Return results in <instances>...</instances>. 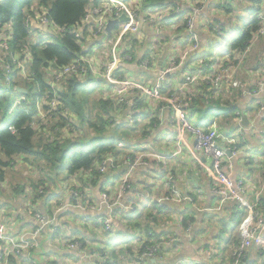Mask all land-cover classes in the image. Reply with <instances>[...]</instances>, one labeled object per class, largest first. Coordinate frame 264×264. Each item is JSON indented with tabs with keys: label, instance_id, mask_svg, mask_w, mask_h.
I'll list each match as a JSON object with an SVG mask.
<instances>
[{
	"label": "trees",
	"instance_id": "trees-1",
	"mask_svg": "<svg viewBox=\"0 0 264 264\" xmlns=\"http://www.w3.org/2000/svg\"><path fill=\"white\" fill-rule=\"evenodd\" d=\"M115 1H120L129 9L137 23V28L126 33L115 48L117 52L123 50L122 56L125 58L130 57V60L119 64L115 76L128 73L135 76L130 77L131 81L151 82L153 87L161 72L168 68L167 59L173 47L170 43L178 41V47L192 44L195 49L186 56L180 68L162 77L161 94L165 97L174 95L184 115L196 127L205 129L216 122L220 132L226 133V136L235 137L229 135L226 128L238 134L240 139L236 147L247 145L246 138L241 137L244 130L239 121L241 117H247L249 111L240 103L250 97L258 100L256 97L264 96V88L261 94L250 96L253 81L236 91L231 86L226 89L224 82L214 86L211 79L218 68H238L246 64L250 48L264 38V22L260 19L264 16V0ZM107 4H110L108 0H0V226L5 228L4 235L11 238L19 236L13 230H6L8 226L6 228L5 221L15 223L20 232L24 228L39 230L36 238L52 226L56 231L39 240L28 256H34L40 243L50 240L54 241L55 246L58 243L65 246L73 242L81 244V249H69L66 246L65 250L56 252L65 261H70L69 264H118L119 259L120 263L160 264V250L153 255L155 262H152L151 256L144 255L150 252L148 247H154L157 243L155 240L158 236L166 240L165 232H159L160 228L154 227L156 217L157 221L159 218H174L176 222L179 221L183 232L180 233L177 225L172 224L167 228L172 239L182 240L179 237L184 234V242L196 247L205 261L206 256L210 255L211 261L207 264L213 261L224 264V260L233 264L235 260L231 252L241 242L237 228L245 219L247 210L234 199H227L220 204V198L213 193V189L216 185H223L211 165L213 184L210 197H213L211 201L218 200V206L206 207V202L200 203L192 192L181 191L175 182L174 172L170 181L164 182L166 165L176 160L173 144L166 142L168 138L173 140L176 137L173 110L165 102L142 96L140 91L134 90L129 95L119 94L118 84H110L104 77L98 78L91 70L93 66L87 62L88 59H99L95 55L96 45H109L107 39L113 37L115 40L119 26L126 23H117L107 33L105 23L119 18L114 15V11L103 15L104 28L101 32L93 21L83 22L88 12ZM247 11L253 18L244 23V13ZM159 14L161 16L157 17ZM42 18L46 23H40ZM155 25L159 28L156 34L164 32L163 41L168 44L160 62L149 53L136 56L137 45L135 52L132 49L133 44L145 40V36L152 39ZM168 31L177 32V40L170 38L166 33ZM138 32L139 39L135 40L133 35ZM233 36L235 38L227 43V53L223 52V44ZM110 58L104 56L101 62H109ZM216 58L219 59L218 64L215 63ZM144 59H149L145 67L142 65ZM175 63H179V60H173L172 66ZM73 64L76 70L55 78ZM154 67L157 73L160 69V74L152 81L150 71ZM254 67L264 77V58L257 60ZM189 70H198L206 78L210 75L211 78L187 86L194 90L181 95L184 77L192 72ZM100 71L104 72L105 66ZM253 76V79L258 77L256 74ZM118 80H123V77ZM97 82L114 86L115 92L105 94L94 86ZM222 111H225L223 121L219 123L215 114ZM131 132L135 136H130ZM186 138L191 141L187 135ZM118 142H123L122 149ZM173 143L176 144V141ZM259 150L264 151V145L253 148L254 158ZM140 157L143 164L138 165L140 168L134 169L129 176V189L124 190L121 197L127 210L121 204L100 206L103 193L107 194L109 202L114 200L121 179L130 165ZM254 158H250L251 165ZM145 162L149 167L143 166ZM103 163L105 170L100 172ZM24 165L32 170L30 175L28 170H23ZM262 166L264 168V164ZM17 167L21 169L22 177L14 171ZM139 172L141 175L147 172L151 177L160 176L164 190L155 194L147 187L141 188ZM246 173L240 178L249 174ZM206 176L201 173V178ZM119 177L118 181L113 182ZM76 182L81 183V186ZM6 184L10 196L3 188ZM114 186L117 191L111 199L108 189ZM199 186L193 191L197 192ZM138 190L141 191V197ZM173 191L180 193L182 201L177 204L169 200L158 207L157 200L164 195L171 198ZM90 193H94L95 197L88 196ZM151 194L156 197L148 204L139 203V209L133 207L132 211L128 210L135 206L136 197L141 201ZM258 197V203H254L255 209L259 206L258 210H263L264 191ZM76 203L80 206L77 207ZM109 206L112 207L111 213L108 211ZM67 216L79 221L68 225ZM107 216L112 219L109 227L102 224ZM142 216H145L144 219L139 220ZM62 217L66 219L61 220ZM39 218L44 219L45 225ZM168 219L166 222L172 223ZM151 222L153 225H150ZM66 225L70 232L66 230ZM87 225L92 226L86 228ZM189 225L193 229H188ZM99 229L108 238L106 244L97 249L93 244L102 242L104 237ZM112 232L115 235L112 236ZM211 233V241H205ZM178 243H171L172 249L184 245ZM4 245L5 242L0 241V264H15L14 261L20 259L7 256ZM107 250H110L108 259L105 258ZM32 261L35 264H55L53 260L46 259L44 262ZM241 264H264V248L253 244Z\"/></svg>",
	"mask_w": 264,
	"mask_h": 264
},
{
	"label": "built area",
	"instance_id": "built-area-1",
	"mask_svg": "<svg viewBox=\"0 0 264 264\" xmlns=\"http://www.w3.org/2000/svg\"><path fill=\"white\" fill-rule=\"evenodd\" d=\"M110 4H107L103 8L97 9L92 12H88V14L85 17L84 23H89L90 21H93L96 25V28L99 32H101V29L104 28V20L103 15L105 13H112L114 11V15L117 17H120L122 14L125 15L128 18V22H126L124 25L120 26L117 38H116V44L112 50L113 57L111 60H109V65L105 67V73L104 78H106V81L110 84H118L120 87L119 94L129 95L134 90L140 91V94L142 96L147 95L150 99H153L155 101H161L165 102L167 104V107L172 109L175 116H176V123H175V141L176 146L179 151H181L182 146L187 144H191V153L193 157L197 158L198 162L200 161V158L208 159L210 162L209 164L212 167V170L216 173L218 180L221 181L223 187L217 186L213 189V193L217 195L220 198V204L224 202L227 199H234L236 200L241 207L245 208L247 210V215L245 219L241 222V224L237 228V232L240 234V244L238 247L234 248V250L231 252V257L234 259L233 264H241L242 261L246 258V252H248L249 248L254 244L258 247L264 248V218L262 216L261 210L255 209V204H250L248 201V196L246 194V187L248 185V177H241L239 181H236L234 184L232 180L229 178V171L227 169V166L225 165V162L231 163V160L239 154V150L236 149V142L237 139H233L235 137H228L223 132H220L219 127L217 126L216 122L212 123L210 126H208L205 129L198 128L194 125L193 122H190L189 119L184 115L182 112L178 102L177 98L172 95L170 97H165L161 94V88L162 85V77L168 75L169 73H172L174 69H179L182 64L171 66L170 68H166L161 72V76L158 78L157 82L153 87H151V84L148 85L145 82H133L131 80H128L126 82H119L114 76L115 72L119 68V57L115 56V48L120 43L122 37L130 32L134 31L137 28V23L134 20L133 14L130 12L129 9H127L120 1L115 0H108ZM104 9H106V12H104ZM123 11V12H122ZM260 19L264 22V16L260 17ZM40 23H46V20L42 18L40 20ZM106 25V23H105ZM192 26V24L189 26V28ZM158 26L155 25L154 32H158ZM134 33V34H139ZM77 36H79L77 34ZM195 38V36H193ZM90 59L87 60L90 64ZM96 60H99L96 58ZM103 65V61L101 62ZM148 64V60L144 59L142 62V65L145 67ZM262 65V64H261ZM90 66H94V64H90ZM76 70L75 64L72 66L65 68L63 72H60L55 78H60L63 74H66L70 71ZM93 73L95 74V67L94 69H91ZM230 70L231 68H218L217 71L214 73V76L211 79V83L214 84V86H218L222 82L228 84V86L232 87V85L229 81L227 82L225 78L228 79L230 76ZM205 75H203L201 72L193 71L189 72L186 77H184V82L181 85V89L187 88V86H194L199 81H207V79H210ZM257 89H255L253 92L250 93V95H257L260 92L263 91L264 88V77L261 82L258 83ZM227 87V86H226ZM243 86H240V89ZM235 89V88H234ZM130 92V93H129ZM186 135L191 138V143L186 138ZM227 151H229L227 153ZM142 157V156H141ZM141 157L136 159L133 164L130 165V168L128 172L125 174V176L121 179L119 190L114 196V200L112 202H109L108 196L106 193H103L102 195V201L101 205L109 204V205H120L127 210V206L123 205L121 202L122 193L124 190L129 189L128 185V178L133 173L134 169L140 165L143 164L141 162ZM147 157V155H146ZM111 161V160H108ZM145 164V163H144ZM101 172H104L105 165L102 164ZM227 172V173H226ZM141 197V196H140ZM171 200L174 203H180L182 201V196L179 192L173 191V196L169 198L168 196H162L159 200H157L158 207H162L164 202H167ZM257 199V203H258ZM77 207L80 206L79 203L75 204ZM109 213L112 211V207H108ZM43 219L40 218V222L45 225ZM112 219L111 217L107 216L103 220V225L105 227H109V224H111ZM39 230L34 231L31 233V241L24 240L23 237L21 238H11L4 235V230L2 226H0V241L5 242L6 245H9L11 249L9 250L8 247L5 248L4 252H11L19 254L22 251H26V254L34 249L36 247L35 239L38 235ZM69 249H76L80 248L81 244L79 242H73L68 245H66ZM81 249V248H80ZM7 254V253H6ZM144 256H151V252L148 253V255ZM208 261H211L210 255L206 256Z\"/></svg>",
	"mask_w": 264,
	"mask_h": 264
},
{
	"label": "rangeland",
	"instance_id": "rangeland-1",
	"mask_svg": "<svg viewBox=\"0 0 264 264\" xmlns=\"http://www.w3.org/2000/svg\"><path fill=\"white\" fill-rule=\"evenodd\" d=\"M166 14L167 13H165V15ZM156 16L160 17L161 15L159 14V15H156ZM252 18H253V16H251V13H248V11H247V12L244 13L243 22L245 23L247 21H250ZM119 29H120V26H119ZM53 30L57 31L56 29H53ZM242 31H243V29L240 30V32H242ZM166 33H168L169 37L173 38V39H176V35H178V33L174 32V31H168ZM163 34H164V32L159 34V35H157L154 31H152V39H151V37L145 36L146 37L145 40L140 41L138 44H133V48L132 49H133L134 52H135L134 48L137 45V54H136V56H141V55L149 53L152 58H155L157 62L158 61L160 62L161 57L166 53L165 52V48L168 47V44L164 43L165 41H163L164 40ZM133 36H134L135 40L139 39V36L137 34H134ZM116 38H115V40H114L113 37L107 39V42L109 43V45H106L105 43L102 46L100 44H97L96 45L97 48H96L95 55H98L99 60H96V58L89 60L90 64H92V65L94 64V66L92 68L94 69V67H95V74H96V76L98 78H103L104 73H105L103 71H100V68L103 69L104 66L106 67V66L109 65L108 61H104L103 65L101 64V60L103 59V57L104 56L113 57L112 50H113V48H114V46L116 44ZM233 38H235V36L230 37L226 41V44L225 43L223 44L224 45L223 48H222L223 52L227 53V50H228L227 43L230 40H232ZM173 39H171V40L173 41ZM170 44H172L173 47L171 48V50H172L171 55L167 59L168 68H170L172 66L173 60H174V62H176V60H179V63L182 64V62L186 59V56L191 51H193V49H195V47L192 44L186 45L185 47H178L179 44H180L178 41L170 43ZM141 45L143 46L142 48L140 47ZM127 47H128V44L126 45L125 48H127ZM122 48H123V46H122ZM122 53H123V50L122 51L120 50L119 52L116 51V53H115V56L120 58L119 64L123 63L125 60H130L129 56L127 58H125L124 56H122ZM263 58H264V38L261 40V42L255 43L250 48L249 54L246 57V64L239 65V62H238V65H239L238 68L234 67V66H233V68H231L230 76L228 77V80H226L227 82L229 81L231 84H235V85H232L231 88H235L236 90H240V86L247 85L248 83H250L251 80H253V77H255L253 75L256 74V76H259V72L254 70L255 69L254 66L256 65L257 60H261ZM147 60H149V59H147ZM218 62H219V59L216 58L215 59V63L218 64ZM179 63H175V65H178ZM189 71L193 72V71H197V70H189ZM250 72H252V76H251ZM123 74H124L123 76H118V77L115 76L117 80L119 78L123 77V80H120L119 82H126L128 80H132L131 78L135 77L134 75L130 76L128 73H124L123 72ZM144 82L147 83L148 85L151 84V83H148L146 81H144ZM212 85H214V84L212 83ZM94 86H97L100 89V91L104 92L105 94L115 92V87L114 86H108L106 83H103V82H100L98 84H94ZM226 86H227L226 89H228L229 88L228 84H226ZM216 89H218V88H216ZM192 90H194V89L188 87L186 90L182 89L181 90L182 92H180V93H181V95H187ZM234 92H236V91H234ZM223 96H226V95H223ZM39 105H41V104H39ZM225 111H222V112H219V113L215 114L216 115V119L219 121V123L221 121H223L222 115L224 114ZM216 124L219 127V124L218 123H216ZM225 130H226V132L229 135L235 136V138L238 136V134H236V132L235 133H231V131H229L227 128ZM73 131L74 130H71V132H73ZM67 132L69 133V130ZM73 135L75 137L77 136L75 134H72L71 136H73ZM130 136H135L134 132H131ZM239 139L240 138L237 137L238 141H239ZM166 142L173 144V148L176 150L175 158H178L180 155H184V157L183 158L179 157L178 159H176V161L172 160V162H170V163H168L166 165V172L163 174L164 175V179H165L164 182L170 181V179L172 178V172H174L173 174L175 175V182L177 181V179L179 177V178L183 179V180H181V184H183V182H184L187 185V187L190 188L192 186V183H193L195 185V187L197 188L199 179L201 178V172L199 171L198 167L195 164H193V161L190 159V157L188 155L186 156V152H183L182 149H181V151L178 150L176 144L173 143L174 139L172 140L171 138H168L166 140ZM118 143H119V145H118L119 148L122 149L123 145H124L123 142H118ZM251 145L252 146L259 145V141L258 142H252ZM252 146H250V148L252 149V152H253V147ZM247 147L248 146L244 147L245 151L243 150V148L239 149L240 153L237 155V158H235V159H238L240 156H244L245 159H246V162L244 164H248L247 163L248 162L247 158L249 156L253 155L251 150H248ZM121 151H123V150H121ZM127 151H128V149L125 148V152H127ZM136 151H138V149H136ZM258 159H260V160L264 159V151L263 150H259L258 151ZM184 161L188 163L185 166H183V163H182ZM262 163L264 164L263 160L260 163L261 166H257V168L254 169V172L252 174L249 173L248 175L244 176V177H248V185L246 187V191L245 192L248 195V201H249L250 204L257 203L256 201H257V199L259 200L258 196H260V192L264 191V175H263L264 168L262 166L263 165ZM143 166H145V168H146L147 166H149V164L147 162H145V164ZM138 168H140V167H136L135 170H137ZM28 169H29V167L24 165V169L23 170L25 171V170H28ZM141 170H143V169H141ZM14 171L17 172L16 174L18 176L22 177V174L20 172L21 169L19 167H17ZM31 171L32 170H28L27 171V172H29V175H30ZM27 172L24 174V178H26ZM100 172H101V170H100ZM145 178H147V179L150 178V179H149V181H144ZM119 179H120V177L116 178L113 182L118 181ZM140 179H142L141 188H143V187L151 188L155 192V194H158L159 191L164 190V185L161 184V183H163V180H160V176H155L154 175L153 177H151V175H149L147 172H144L142 175H140ZM8 180H11V178L8 177ZM77 184L79 186H81V183H77ZM110 187L111 186H109L108 188H110ZM3 188L6 190L7 195L10 196V190L8 189L7 184L3 185ZM138 189H140V188H138ZM116 191H117V187H115V186L113 187V189H108V192H110L109 196H110L111 199H112L113 195L116 193ZM138 192H139V196H141V193H140L141 191L138 190ZM39 193H41V192L39 191ZM75 194H77V193H75ZM142 194H144V193H142ZM88 196H92V198H93V197H95V194L94 193L93 194L90 193V195H88ZM153 197H154V195H150V196L147 195L146 197H143L141 199V201L139 200L140 199L139 197H136L137 201L134 202L135 206H131V208H129L128 210L132 211L133 207L139 209V207H140L139 203L148 204L152 200ZM67 217H68V219H67V222H68L67 224L68 225L71 222H73V224H75L76 221H79L78 219H71V218H75V217H71V218H69V216H67ZM144 217L145 216L140 217L139 220L144 219ZM65 219H66V217H62L61 220H65ZM167 219L168 218H166V219L159 218L158 221H157V217H156L157 224H156V221H155L154 227L160 228L159 232H165L164 234H165V239L166 240L160 239V236H161L160 235V236L157 237L158 239L155 240V241H157V243L154 245V247H151V248L148 247L149 251L151 252V260H152V262H155V260H156V258L153 260V255L156 253L157 250H160V252H161L159 260L162 263H160V264H164V262H165L164 258H166L167 256H169L168 258L170 259V258H172L171 254L180 253L179 249L177 248L178 246L176 248L172 249L173 248L172 245H176L178 242L182 243V240L176 241V240L172 239L171 238L172 234H170V232H167V228L169 229V227L172 224H176L177 227H179V224H178L179 221L176 222V220H174V218H173V220L172 219H168V220H170L169 222H172V223H167L166 222ZM39 220H40V218H39ZM0 221H1V219H0ZM42 221H44V219ZM129 221L131 223L134 222V221H131V220H129ZM4 223L6 224L5 225L6 228L8 226V228L6 229L7 231L13 230L14 233L19 235V236H17V238L23 237L24 240L31 241V236L30 235H31V233L34 232L33 230H31L30 228H26V229L24 228L25 229V230L23 229L24 233L21 234V232H23V230H21V232H20V229L15 225V223H13V222L8 223V221L7 222L5 221ZM150 225H153V222H151ZM91 226L92 225H87L86 228H91ZM65 228H66V230L68 232H70V230L68 229L67 225H66ZM48 229L49 230H46L43 233V235H41V236L39 235L35 239L36 246L38 245L39 240L41 241L42 239L46 238V236L49 235V233H53L54 231H56V229L54 227H52V226H50ZM3 230H5V228H3ZM93 230H95V229H93ZM95 231H97V230H95ZM99 231H100V229H99ZM180 231L183 232V230H181V229H180ZM88 233H94V232H88ZM100 233H101L102 236H104L102 231H100ZM112 233H113L112 236L115 235L114 232H112ZM185 233H186V231H185ZM112 236H110V237H112ZM202 237H204V236H202ZM202 237H201V239H202ZM211 237H212V233L208 235V237H207V239L205 241H211ZM107 238H108V236L105 235L104 237H102V242L103 243L99 242L97 244H93V247H96L97 249H100V246L106 244L105 241H106ZM44 242L46 244L50 243V244L54 245V241H50L49 240V241H44ZM44 242H43V244H44ZM171 243H172V245H171ZM59 244L60 243H58V245ZM40 245H42V243H40ZM7 247H8L9 250L11 249V247L9 245H4V248H7ZM170 250H173V251H170ZM107 252H108V255L105 256L106 259H108L109 255H110L109 254L110 250H107ZM5 254L7 256H17L21 260V264H35L32 261L34 259L33 256H31V255L28 256L26 254V251H22L19 254L11 253V252L7 251V252H5ZM226 258H227V256H226ZM45 259L46 260H53L55 262V264H62V262L60 261V259L58 257L55 258L53 256H47ZM20 260H18V261H20ZM22 260L24 261V263L22 262ZM119 260L117 261L118 264H131V263L125 262V261L120 263ZM141 260H142V258H141ZM223 263L224 264H230V263L227 262V260H224ZM132 264H136V263H132ZM138 264H142V263H138ZM143 264H145V263L143 262ZM179 264H187V263L182 260V261L179 262ZM209 264H212V262L209 263Z\"/></svg>",
	"mask_w": 264,
	"mask_h": 264
},
{
	"label": "crops",
	"instance_id": "crops-1",
	"mask_svg": "<svg viewBox=\"0 0 264 264\" xmlns=\"http://www.w3.org/2000/svg\"><path fill=\"white\" fill-rule=\"evenodd\" d=\"M155 68L156 67H154V69L150 71L151 72L150 75H151V80L152 81L153 80L155 81L159 77V74H160V69H159V73H157V68L156 69ZM258 72L260 73L259 70H258ZM154 74H156V75H154ZM251 74H252V72H251ZM155 77H156V79H155ZM262 77L263 76H261L259 74V76L256 79L251 80V81H253V83H252L253 89H255L258 86V83L263 80ZM253 89H252L251 92L254 91ZM262 92H260L259 94H261ZM259 94H257V95H259ZM257 95H250V96H257ZM256 98H258V100L251 99V97H250V99H246L242 104L240 103V105L243 108H245V109H247V111H249L247 117L245 116V118L247 120L246 121V125H242L241 124V119L244 116L241 117L240 121H239V123L241 124V127H242L241 129L244 130L243 136H241V137L246 138L247 145L246 144L245 145H240V146L236 147L237 150L242 149V148L244 150L245 149L244 147L248 146L247 149L251 150V152H252V149L250 148V146H252L251 145L252 142H258L259 141V145L260 146L264 145V141H263L264 140V138H263V136H264V96H259V97H256ZM257 104H259V105H257ZM236 115H237V113H236ZM259 145H257V146H259ZM257 146H252V147L256 148ZM191 148H192L191 144H187V146L183 145L182 146V151L186 152V156L188 155L189 157L192 158L193 164H195L198 167L199 171L201 173L207 174V176L205 178H202V179L200 178L199 179V182H198L197 186L200 185L199 186L200 189L197 192L193 191L196 188L193 183H192V186L190 188H188L187 185L184 182H183V184H181V180H183V179L179 178V177L177 179V186L183 192H192L194 194L195 198L200 203L201 202H206V204H207L206 207H209V206L212 207V206H215L216 204L218 206V200L211 201V199L213 197H210L211 196L210 195V190H211L210 188H211V186L213 184L212 176H210V173H211V171H210L211 168H210V164H209L210 161L208 159L200 158V161L198 162L197 158L193 157V155L191 153V150H190ZM239 153H240V150H239ZM179 157L183 158L184 155H180ZM178 158H176V159H178ZM235 158H237V157H235ZM235 158H233L231 160V163L225 162V165L227 166V169H228V171L230 173V174H228L229 178L232 180V182L234 184H235V181H239L240 180V176L239 175H244L243 173H246V172H247L246 174H248V173L252 174L254 172V169L257 168V166H261L260 165L261 161L263 160V162H264V159H262V160L258 159V154H256L255 158H254V154L252 156H249L248 162H247L248 164H243V165H242V161L246 162V159H245L244 156H240L237 160H235ZM250 158H254L253 159V165L250 164V162H252V160L250 161ZM182 163H183V166L188 164L185 161L182 162ZM245 165L248 166V168H244ZM139 174L141 175V172H139ZM149 179L150 178L146 179V181H149ZM161 184H163V183H161ZM136 186H138V185H136ZM217 186L220 187V185H216V187ZM149 189L151 190V192H154L151 188H149ZM154 197H156V196L154 195ZM129 200H130V198H129ZM261 212H262V216L264 218V209L261 210ZM199 213L202 214L201 212H199ZM192 227L193 226H191V227L189 226L188 229H193ZM178 228H179V230L178 229L177 230L180 232V225H179ZM179 238L182 239V243L184 244L182 247H177L179 249L180 253L171 254L172 258H170V259L168 258L169 256L164 258V260H165L164 264H171V263L172 264H179V262L182 261V260L184 262H186L187 264H203V263L207 264V262H209L208 260L205 261L204 257L202 255H200L199 252H197L198 249L196 247L192 246L189 243H185L184 242L186 240V239H184L185 238L184 234H183V236L181 235ZM65 249H66V246L64 244H60V245L57 244L55 246V243L53 245V244H50V243L46 244L44 242V244L42 243V245H40L39 248L34 252L33 258L36 260V262L37 261H43L44 262V259L47 256H53L55 258L58 257L62 263L65 262V263L69 264L70 261H65V259L59 257L58 254L56 253L57 251H61V250H65ZM55 253H56V255H55ZM181 255H184V257H182ZM177 257H179V258H177ZM22 262L24 263L23 260H22ZM14 263L15 264H21V260L20 261L15 260ZM160 263H162V262L160 261ZM216 263H218V262H216ZM216 263L214 261L212 262V264H216Z\"/></svg>",
	"mask_w": 264,
	"mask_h": 264
},
{
	"label": "water",
	"instance_id": "water-1",
	"mask_svg": "<svg viewBox=\"0 0 264 264\" xmlns=\"http://www.w3.org/2000/svg\"><path fill=\"white\" fill-rule=\"evenodd\" d=\"M122 22H128V18L126 17V16H124V15H121L118 19H116V20H113V21H109L107 24H106V28H105V31L107 32V33H109L111 30H112V28L113 27H115V25L117 24V23H122ZM246 118L245 117H243L242 119H241V124L242 125H246ZM229 151H227V153H228ZM229 154V153H228Z\"/></svg>",
	"mask_w": 264,
	"mask_h": 264
}]
</instances>
